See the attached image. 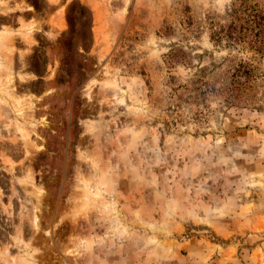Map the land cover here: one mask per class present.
Segmentation results:
<instances>
[{"label":"rangeland","instance_id":"obj_1","mask_svg":"<svg viewBox=\"0 0 264 264\" xmlns=\"http://www.w3.org/2000/svg\"><path fill=\"white\" fill-rule=\"evenodd\" d=\"M0 264H264V0H0Z\"/></svg>","mask_w":264,"mask_h":264}]
</instances>
